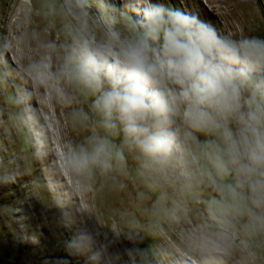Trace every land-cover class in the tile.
I'll return each mask as SVG.
<instances>
[{
	"label": "rangeland",
	"instance_id": "obj_1",
	"mask_svg": "<svg viewBox=\"0 0 264 264\" xmlns=\"http://www.w3.org/2000/svg\"><path fill=\"white\" fill-rule=\"evenodd\" d=\"M166 2L196 13L221 34L264 36V0ZM123 4L0 0V264H264V208L249 206L239 189L222 191L221 185L234 183L231 175L217 177L195 147V178L182 174L186 169L176 158L145 167L126 146L122 169L74 174L63 166L67 148L105 133L90 108L91 96L63 82V99L51 82L43 83L50 128L36 125L35 109L22 93L27 82L21 72L32 73L38 62L31 58L29 39L53 31L54 47L47 52L52 71L60 63L51 55L64 57L82 26L99 32L108 20L118 22ZM66 87L74 98L69 119L61 117ZM195 135L200 142L211 139ZM111 139L120 144L119 135ZM83 232L91 242L71 247Z\"/></svg>",
	"mask_w": 264,
	"mask_h": 264
},
{
	"label": "clouds",
	"instance_id": "obj_2",
	"mask_svg": "<svg viewBox=\"0 0 264 264\" xmlns=\"http://www.w3.org/2000/svg\"><path fill=\"white\" fill-rule=\"evenodd\" d=\"M48 59L32 66L34 77L51 82L61 99L60 82L79 86L105 133L69 146L65 168L83 176L122 169L126 146L145 167L176 158L195 178V147L217 177L231 175L222 191L239 189L249 206L264 208V36L221 34L166 0H124L118 22L99 32L81 27L55 71ZM196 132L211 139L200 142ZM91 240L83 232L70 246Z\"/></svg>",
	"mask_w": 264,
	"mask_h": 264
},
{
	"label": "bare ground",
	"instance_id": "obj_3",
	"mask_svg": "<svg viewBox=\"0 0 264 264\" xmlns=\"http://www.w3.org/2000/svg\"><path fill=\"white\" fill-rule=\"evenodd\" d=\"M40 15H39V19H40ZM43 18V17H42ZM42 24H45V20H41ZM38 25V24H37ZM39 26V25H38ZM45 25H43L42 27H44ZM41 27V28H42ZM38 28V27H37ZM47 28V27H46ZM29 33V32H28ZM38 33V31H37ZM39 35V33H38ZM52 37H53V31L52 30H48L47 32L45 30H41L40 31V38L37 40V39H29V44L32 46V50L30 49L29 52H31V56L29 54V56L31 58H35V61H39L40 58L48 52V49L45 47V45L51 43L53 40H52ZM24 40V39H23ZM28 41V40H27ZM27 43V42H26ZM24 43V44H26ZM16 44V43H15ZM14 44V45H15ZM28 44V45H29ZM29 45V46H30ZM28 46V47H29ZM17 47V46H16ZM15 47V48H16ZM26 48V46H25ZM29 49V48H28ZM19 49H17L18 51ZM16 52V50H15ZM61 53V52H60ZM48 54V53H47ZM28 56V58H29ZM51 57V61H56L58 60V64L62 62L63 60V54H59V56H50ZM34 61V62H35ZM29 62V61H28ZM32 62H33V59H32ZM30 63V62H29ZM17 64V63H16ZM51 64V63H50ZM19 66V65H18ZM53 66V65H52ZM32 68V67H30ZM55 68V67H54ZM19 69V68H18ZM22 69V68H21ZM28 69V68H27ZM23 70V69H22ZM31 70V69H30ZM56 68L52 71H55ZM22 74V77H24V79L26 80L27 83H24V90H23V94L25 93H31V95L27 96L29 97V101H28V104L33 107L35 109V116L38 118L39 122L36 124V125H40L43 129V131H47L48 132V129L50 128V126L48 125V122H47V118H45V114L46 112L48 111L47 108L42 104V101H41V97L42 95L44 94L45 92V87H44V84L43 83H40L33 75V73H24V72H21ZM31 74V75H30ZM69 90H70V93H69ZM72 88L71 89H68L67 87L65 88V91H68L67 95H65V100H66V104H63L64 107H67L66 109L63 110V113H61V117L64 116V118L66 119H69L70 118V115H71V109H70V105L72 104V102L74 101V98H73V95H72ZM1 105V104H0ZM73 105V104H72ZM3 108V107H2ZM73 108V107H72ZM62 112V111H61ZM49 113V112H48ZM51 119V116L49 117ZM63 118V117H62ZM79 120V119H78ZM53 126V125H52ZM70 129H71V126H70V121H69V126H68ZM75 130L76 128L73 127ZM53 131H51V135H53L55 137V132H54V129L51 128ZM12 132V131H11ZM75 137H72L71 140H74ZM76 141V140H75ZM82 141V140H81ZM75 144V143H74ZM52 154V153H51ZM61 180H63V178H61ZM28 189V188H27ZM86 209V208H85ZM249 264V263H248Z\"/></svg>",
	"mask_w": 264,
	"mask_h": 264
}]
</instances>
